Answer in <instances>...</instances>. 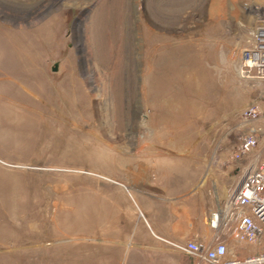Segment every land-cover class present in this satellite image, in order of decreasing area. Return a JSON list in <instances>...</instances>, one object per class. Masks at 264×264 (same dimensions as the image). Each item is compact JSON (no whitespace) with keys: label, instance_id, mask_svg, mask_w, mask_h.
Instances as JSON below:
<instances>
[{"label":"rangeland","instance_id":"rangeland-1","mask_svg":"<svg viewBox=\"0 0 264 264\" xmlns=\"http://www.w3.org/2000/svg\"><path fill=\"white\" fill-rule=\"evenodd\" d=\"M263 10L0 0V264H127L135 252L193 264L158 237L209 242L193 225L203 193L223 204L264 147L261 120L257 149L239 150L242 113L264 114V91L238 72Z\"/></svg>","mask_w":264,"mask_h":264},{"label":"built area","instance_id":"built-area-1","mask_svg":"<svg viewBox=\"0 0 264 264\" xmlns=\"http://www.w3.org/2000/svg\"><path fill=\"white\" fill-rule=\"evenodd\" d=\"M238 72L245 80L256 82L264 91V10L258 19L250 46L238 62ZM264 120L258 108H249L241 116L246 126L240 141L241 154L250 155L262 137L256 124ZM214 209L209 219L213 232L207 243L166 241L175 252L193 260V264H264V147L254 166L242 172L230 196L222 204L213 187ZM234 224L233 243L221 233ZM231 243V244H230ZM257 245V246H256ZM255 246V250L248 249ZM254 249V248H253Z\"/></svg>","mask_w":264,"mask_h":264},{"label":"crops","instance_id":"crops-1","mask_svg":"<svg viewBox=\"0 0 264 264\" xmlns=\"http://www.w3.org/2000/svg\"><path fill=\"white\" fill-rule=\"evenodd\" d=\"M203 195L205 197H203L204 203L202 204V206L200 208L196 209V223H194L193 225H195V227L197 228H204V230L206 231H210L209 228V219L211 216V213L214 209V200H213V196L211 194L210 191L204 192ZM151 230V229H150ZM150 235L151 237H153L154 239L158 240L160 237L157 234H155L152 230L150 231ZM202 231L198 230L196 232H194L195 235L200 234ZM146 233L143 229L139 230V235L137 236L139 238V240L142 239L141 242H139L138 238L137 241L139 243L142 244H149V238L147 239L146 237ZM204 243V242H203ZM144 246V245H142ZM146 249V246H144ZM144 249V248H143ZM140 254V256H139ZM139 254H137V252L133 253L132 255H130L127 264H174L175 259L168 255V254H152L150 257L147 256L145 254V252H140ZM138 258H140L138 260Z\"/></svg>","mask_w":264,"mask_h":264},{"label":"bare ground","instance_id":"bare-ground-1","mask_svg":"<svg viewBox=\"0 0 264 264\" xmlns=\"http://www.w3.org/2000/svg\"><path fill=\"white\" fill-rule=\"evenodd\" d=\"M200 89V88H199ZM198 91V90H197ZM78 220V219H77ZM80 234V233H79ZM62 235V234H61Z\"/></svg>","mask_w":264,"mask_h":264}]
</instances>
